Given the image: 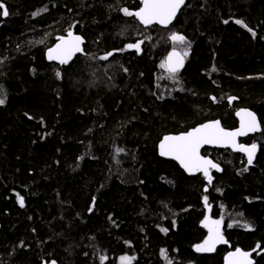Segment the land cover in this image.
<instances>
[{"label": "trees", "instance_id": "obj_1", "mask_svg": "<svg viewBox=\"0 0 264 264\" xmlns=\"http://www.w3.org/2000/svg\"><path fill=\"white\" fill-rule=\"evenodd\" d=\"M0 3V264H224L229 248L196 249L207 213L264 264V0H187L168 29L126 15L139 0ZM69 32L85 55L48 63ZM172 33L190 44L174 75ZM241 108L263 126L241 141L258 142L253 165L205 148L223 168L209 183L159 156L164 135L235 129Z\"/></svg>", "mask_w": 264, "mask_h": 264}, {"label": "snow or ice", "instance_id": "obj_2", "mask_svg": "<svg viewBox=\"0 0 264 264\" xmlns=\"http://www.w3.org/2000/svg\"><path fill=\"white\" fill-rule=\"evenodd\" d=\"M142 2L144 6L137 12L133 13L128 9H123V11L126 15H134L138 17L140 22L145 25H150L153 21L162 25L170 24L181 6L185 4V0H142ZM0 9H3V16L9 15V12L2 3H0ZM227 22L228 21H225V23ZM236 23L247 27L246 25H243L242 21L237 20ZM248 30L250 32L253 31L252 29ZM253 35H255L254 32ZM68 36L71 37V40L61 38L63 41L62 44H58L55 48L49 49L48 58L50 60H58L60 64H67L75 52L81 51V38L79 36H73L71 32L68 33ZM170 39L177 44L186 43L185 37L177 33H172ZM142 43L143 41H139L136 44H129L127 45V48H135L139 50ZM187 54V51L183 52V56H187ZM111 55H113V53H108L99 57V59L107 60ZM173 58H175V63H173ZM182 66L183 59L181 53L176 51L175 48H173L165 62H162L160 65L161 68L166 69L172 75H174ZM56 75L59 77L60 73L57 72ZM0 92H2V89H0ZM4 102V99L0 98V104H3ZM245 115L249 119L246 123H242L241 128L237 131H226L220 126L219 121H213L193 128L192 130L178 136H165L160 144V154L171 155L190 172L202 171L204 175L208 177L209 182H211L212 177L209 175L208 169H220L216 163L199 155V149L204 144L218 143L223 146H232L239 151L246 152L248 155L247 163L251 165L257 145L255 143L251 146L237 145L235 138L237 136L246 135L248 132H256L260 130V125L257 123L255 116L251 112H246ZM123 151V149H118V152ZM204 200L205 203H207V197H205ZM20 203L21 206H23V198H20ZM202 223L205 227L209 228L210 235L209 238L204 241L203 245L197 246L198 251H211L214 249L216 243L225 242L220 232L219 226L221 222L219 220L210 221L206 217L205 221ZM210 224L214 227H209ZM231 255L240 258L239 264H252L251 260H249L250 253H245L240 249H236L235 253ZM104 259H106V257L102 256L101 261L103 262ZM121 259L128 260L129 258L122 257Z\"/></svg>", "mask_w": 264, "mask_h": 264}, {"label": "water", "instance_id": "obj_3", "mask_svg": "<svg viewBox=\"0 0 264 264\" xmlns=\"http://www.w3.org/2000/svg\"><path fill=\"white\" fill-rule=\"evenodd\" d=\"M139 2L141 3V7H140L138 10L134 11V12H137V11H139L141 8H143L144 5H143L142 0H139ZM186 3H187V0H185V4H184L183 6H181L180 10L176 13V16L172 19L171 23L168 24V25H162V24H159V23H157V22H155V21H153V23L150 24V25H145V24H143V23L140 22V20H139L138 17H136V16H134V15H133V16H134V17L139 21V23H140L143 27H145V28H149V27H152V26H158V27L163 28V29H168V28H170V27L174 24V22L177 20L178 16L180 15V13L182 12V10H183L184 7L186 6ZM2 4L4 5V7H5V8L7 9V11L9 12L7 5H6L5 3H2ZM1 10H2V12H3V9H1ZM134 12H133V13H134ZM9 15H10V13H9ZM9 15H8V16H3V15H2V18H3L4 20H6V19L9 18ZM71 33L73 34V36H79V37L81 38V44H80L81 51H79V52H75V53L72 55V57L69 59V61H68L67 64H60L58 60H50V59L48 58V52H49V49H53V48H55L58 44H62L63 41L61 40V38H64V39H66V40H71V37H69L68 35H66V36H62V37H60V38L58 39L57 43H56L53 47L49 48V49L46 51V53H45V57H46V60H47L48 63H50V64H56V65L61 66V67H65V66H68V65H70L71 63H73L74 60H75L78 56H84V55H85V44H86V40H85L81 35H78V34H76L75 32H71ZM142 45H143V43L140 45V48L142 47ZM172 50H173V49H172ZM172 50L169 51V53H168V55L166 56V58L169 56V54L172 52ZM176 51H178V52L181 53V56H182V59H183V66L180 67L179 70L175 73V74H179L180 72L183 71V69H184L185 66H186V63H187V57H186V56H183V53H182L180 50L176 49ZM165 60H166V59H165ZM173 63H175V58H173ZM59 77H61V74H60ZM246 112H251V113L255 116L257 123L260 125V130H258V131H256V132H248L246 135L237 136V137L235 138V140H236V144H237V145H241V146H251L250 144L241 143V141H242V140H246V139H248L249 137L255 136L256 134L261 133V132H262V129H263V126H262V123H261V121H260L259 116H258L254 111H252L251 109H248V108H241V109H239V110L236 112L235 117H236V119H237V121H238V127L235 128V129H227V128H225L220 120H210V121H206V122H204V123H201V124L197 125L196 127H199V126H201V125H203V124H205V123H209V122H213V121H219V122H220V126H221L223 129H225L226 131H237V130H239V129L241 128L242 123H246V122L248 121V119H249V118L245 115ZM238 113H239V114H238ZM196 127H194V128H196ZM192 129H193V128H192ZM192 129H190V130H192ZM190 130H189V131H190ZM187 132H188V131H187ZM183 133H185V132L178 133V134H166V135H164V136L162 137V139L160 140L159 144H158V154H159V156H160L161 158L165 159V160L175 162V163L180 167V169H181V170H182L187 176H189V177H196L197 175L201 174V175H202L204 178H206L207 181L209 182L208 177L205 176L204 173H203L202 171H191V172H190V171H188L187 169H185V168L180 164V162H179L177 159H174L171 155H161V154H160V153H161L160 144H161V142H162V140H163V138H164L165 136H178V135L183 134ZM205 148L230 150V151H232L234 154L241 155V156L244 157L246 160H248V155H247L246 152L239 151V150H237L236 148H234V147H232V146H223V145L218 144V143L204 144V145H202V146L200 147V149H199V155H200L201 157H203V158H206V159L211 160L213 163H216V164L219 166V169H220V170H217V169L209 168V169H208V172H209V175H210L211 177H213V174H214V173H219V174L222 173L223 168H222V166H221L219 163H217L213 158H211L210 156H205V155L203 154V151H204ZM258 152H259V149H258V147H257L256 150H255L254 157H253V162H252L251 165H253V164L255 163V161H256V159H257ZM209 183H210V182H209ZM206 217L211 221V219H210V214H209V213H207ZM206 217H205V218H206ZM204 221H205V220H204ZM203 227L209 232V228H208V227H205L204 224H203ZM209 227H214V226L210 224ZM220 232H221V234H222L223 239H224L225 242H222V243H216V246H215L214 249H217L218 247H227V248H229L230 251H229V252L225 255V257H224V264H230V262H231V264H239V260H240V258L231 255V254L235 253L236 249H232V245L229 243V241H228L227 237L225 236L224 232L222 231V229H220ZM237 249H240L242 252H245V253H250L249 260H251L252 264H255V259H254V257H253V252H247V251L243 250L242 248H237ZM44 264H46V263H44ZM50 264H52V263H50Z\"/></svg>", "mask_w": 264, "mask_h": 264}, {"label": "rangeland", "instance_id": "obj_4", "mask_svg": "<svg viewBox=\"0 0 264 264\" xmlns=\"http://www.w3.org/2000/svg\"><path fill=\"white\" fill-rule=\"evenodd\" d=\"M173 48H175V49H178V50H180L182 53L184 52V51H187V56L189 55V53H190V44L186 41V43L185 44H177V43H175V42H173L172 40H171V48H170V50H172ZM129 49V48H128ZM142 48H140L139 49V52L140 53H142ZM169 53V52H168ZM186 56V57H187ZM165 59H166V57L164 58V62H165ZM61 74V73H60ZM255 143L258 145V142L257 141H255ZM209 235H210V233H209ZM209 238V237H208ZM204 243H202L201 245H203ZM200 246V245H199ZM215 246H216V244H215ZM215 248V247H214ZM196 249H197V247H196ZM213 250H215V249H213ZM213 250H211V251H213ZM200 251H202V252H204V250H200ZM206 252H210V251H206Z\"/></svg>", "mask_w": 264, "mask_h": 264}, {"label": "flooded vegetation", "instance_id": "obj_5", "mask_svg": "<svg viewBox=\"0 0 264 264\" xmlns=\"http://www.w3.org/2000/svg\"><path fill=\"white\" fill-rule=\"evenodd\" d=\"M262 123V122H261ZM253 137V136H252ZM253 143H255V141H253L252 143H250V145H252ZM256 144V143H255ZM257 145V144H256ZM257 147H258V145H257ZM258 149H259V147H258Z\"/></svg>", "mask_w": 264, "mask_h": 264}]
</instances>
